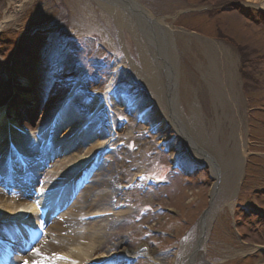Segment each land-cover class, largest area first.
Listing matches in <instances>:
<instances>
[{
  "label": "rangeland",
  "instance_id": "obj_1",
  "mask_svg": "<svg viewBox=\"0 0 264 264\" xmlns=\"http://www.w3.org/2000/svg\"><path fill=\"white\" fill-rule=\"evenodd\" d=\"M138 1L156 18H165L177 55L180 108L187 114L189 102L198 109L207 149L221 171L218 180L176 129L168 125L157 133V104L129 63L139 61L135 39L130 29L117 27L98 0H0V109L15 108L11 117L37 125L67 101L87 127L98 129L95 137L103 143L116 137L86 188L87 198L77 204L83 209L91 204L108 181L109 208L117 201L127 206L126 214L107 212L100 218L94 258L128 253L138 255L136 264H188L216 185L217 202L195 264L264 262V0ZM57 37L69 45L57 43ZM37 56H46L49 66L63 64L65 72L44 79L45 64ZM228 92L235 95L233 102ZM118 94L125 96L123 102ZM102 111L113 114L115 137L105 132L109 122L97 116H104ZM14 126L19 125L9 127L13 133ZM33 129H21L25 144L33 145L41 130ZM76 135L74 152L81 153L88 142ZM239 135L245 154L235 190L221 161L233 164ZM184 152L200 161V170L191 163L184 164L187 175L171 168ZM53 171L48 172L52 180L68 172ZM139 173L165 184L144 193L133 185L118 193L119 185ZM1 192L3 199L15 197L10 190Z\"/></svg>",
  "mask_w": 264,
  "mask_h": 264
},
{
  "label": "bare ground",
  "instance_id": "obj_2",
  "mask_svg": "<svg viewBox=\"0 0 264 264\" xmlns=\"http://www.w3.org/2000/svg\"><path fill=\"white\" fill-rule=\"evenodd\" d=\"M101 6H103L107 11H110L115 17V22L119 29L125 28L130 29L131 33L135 39L137 52L140 54L139 61L133 62L129 60L132 70L142 81L146 90L152 95L153 101L157 104L159 114L153 121L159 118L157 133H162L163 128L170 125L172 128L176 129L180 137L185 141L188 148L194 151L195 158L207 163L218 180V176L221 173L218 166L216 165L217 159L215 156L207 149V140L204 135V130L199 115L198 109L194 106V103L188 102L187 114L183 112L180 108V95L179 93V80L180 75L177 69V55L175 50V44H173L171 33L169 29L163 25L165 18H156L150 13L138 0H98ZM221 58V57H220ZM128 60V57H127ZM230 76V74H229ZM186 86V85H184ZM186 88V87H185ZM234 91V90H233ZM228 98L233 102L235 100V95L232 92H228ZM5 111H8V115L5 113L0 114V150L8 145V142L14 144V146H23L22 135L11 134L8 126L18 125L15 121V117H11L13 114H17V110L12 107H7ZM50 111V110H49ZM48 111V114L51 112ZM77 113L72 108L68 109L62 113L61 117L57 120H53L52 123L56 126L55 131H61L58 136H55V144H61L64 149L72 146V139L69 133H76L79 127H83L85 121L82 117H77ZM47 112L39 120V124L48 120ZM13 118V119H11ZM56 121V122H55ZM80 121V122H79ZM32 121L30 123L23 124L24 128L30 129L34 124ZM22 126V125H21ZM94 129H82V133H77L80 139L85 137L88 144L83 147V152H74L73 149L67 157L57 163L54 171L65 170L73 171L74 175L78 173V170H83L85 166L89 163L91 155L96 151V149L102 145V140L100 137H95ZM56 135V134H55ZM66 135V137H65ZM26 136V135H24ZM45 136V135H44ZM240 136V135H239ZM238 136V155H236L235 160L232 165H223V173L225 169H228L230 175H232V185L234 189L237 188L236 176L239 175L238 167L244 158L245 149L242 137ZM164 140V139H162ZM82 140V143H85ZM39 141H36L39 144ZM51 151V150H50ZM76 151V150H75ZM73 152V153H72ZM85 152V153H84ZM242 164V163H241ZM36 167H38L36 165ZM53 171V172H54ZM219 171V173H218ZM67 174V172H65ZM99 175V173L97 174ZM57 176H60L57 174ZM73 176L72 174L69 175ZM68 175H64L63 178H70ZM96 176V175H95ZM45 184V183H44ZM43 184V186H44ZM111 184L106 181L100 184L102 188L94 195L91 200L92 203L86 206L84 209L82 207H77L81 198H87V192L84 195L86 189H84L79 197L77 203H75L72 209H69L64 216V219L60 221H52L48 228V239L40 242L38 248L32 255H29L25 261L28 264H87L95 256L96 248H99L96 244V234L99 233L101 229V223L104 220H94V221H83L81 218L83 216L97 215L101 213H109L116 216L118 214H126L127 211L123 210L113 211L109 208L107 201H109V193L106 188ZM57 182L51 183L47 186V189L55 188L52 194L44 195L40 197H35V201L40 202L44 207H48L53 202L58 190ZM57 187V188H56ZM219 189V188H218ZM24 194H18L11 199H3V192L0 191V219H8L11 216L15 218H22L28 222H31L34 226L36 224V206L29 204V195L22 191ZM211 208L206 212L201 218L199 224L198 238L195 243L193 253L191 255V260L188 264H195V261L202 252L203 242L209 226V218L212 213V209L215 207L217 202V188L216 185L211 191ZM66 199V198H64ZM107 205V206H106ZM31 209V211H29ZM84 210V211H83ZM26 214L27 217L24 215ZM78 217V218H77ZM79 219V220H78ZM99 235H103L100 233ZM206 238V237H205ZM97 246V247H96ZM122 254H117V256ZM131 254L127 253V256ZM62 257H68L69 262L63 263L59 260ZM107 257V255L102 254L101 257L96 261ZM95 260V259H94ZM258 264H264L260 262Z\"/></svg>",
  "mask_w": 264,
  "mask_h": 264
},
{
  "label": "snow or ice",
  "instance_id": "obj_3",
  "mask_svg": "<svg viewBox=\"0 0 264 264\" xmlns=\"http://www.w3.org/2000/svg\"><path fill=\"white\" fill-rule=\"evenodd\" d=\"M29 211H31V209ZM24 264H28V261H24Z\"/></svg>",
  "mask_w": 264,
  "mask_h": 264
}]
</instances>
